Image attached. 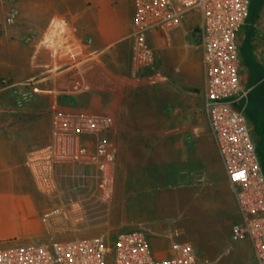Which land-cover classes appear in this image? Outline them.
I'll list each match as a JSON object with an SVG mask.
<instances>
[{"label":"rangeland","instance_id":"rangeland-1","mask_svg":"<svg viewBox=\"0 0 264 264\" xmlns=\"http://www.w3.org/2000/svg\"><path fill=\"white\" fill-rule=\"evenodd\" d=\"M30 1L33 0H0V65L8 75L0 79V87L16 109H22L38 95L33 94L27 102L18 105L19 93L36 91L33 85L41 78L31 70L30 58L53 24L63 22L76 33L74 26L67 24L69 19L48 20L42 6L37 8L36 14L31 13ZM40 1L42 5L43 0ZM125 3L129 9L125 19L132 21L133 6L129 1ZM250 7V14L239 33V72L248 82L246 89L254 85L243 101L248 105L244 114L264 172V23L260 19L264 0H251ZM96 9L95 3V18ZM12 15V23L6 24L5 20ZM100 16L101 21L95 20V53L101 49V54L105 55L104 60L98 56L103 80L112 77L116 85L129 82L147 85L133 79L130 72L131 81L127 78L126 82L110 73L114 62L110 52L115 47L112 43L124 36L128 40L130 32L121 36L125 31L122 26L109 27L107 10L105 14L101 11ZM199 24L197 15H188L175 30L193 55L195 76L191 101L179 111L178 119L171 122L170 117L165 116L161 122L148 111L145 125H132L128 130L136 138L143 132L145 139L142 142L118 138L113 126L106 139L115 149V162L110 166L62 168L57 173L59 195L55 198L43 195L29 172L32 193L39 202L37 215L30 216V220H38V223L26 219L24 226L20 219L30 207L21 208L22 217L17 216L15 226L17 234L21 235L0 239V248L95 237L111 242L119 232L132 230L147 232L152 248L155 244L165 247L171 241V233L176 231V240L188 242L197 258L210 264H256L247 238L237 242L230 239L231 228L239 222V216L227 189L219 188L214 180L218 172L217 152L203 109ZM126 40L121 46L122 61L130 55ZM155 46L151 43V47ZM168 49H154L156 61H162V54ZM154 69L157 70L156 62ZM80 99L77 104L64 101L60 105L112 112L107 108V98L105 104L95 109L86 106L91 104L87 94ZM163 103L165 106V101ZM89 148L92 150V143ZM210 172L212 175L209 176ZM24 193L22 188L2 185L0 203L5 198H17ZM1 219L0 216V222L5 221V218ZM106 264H113L112 260H107Z\"/></svg>","mask_w":264,"mask_h":264},{"label":"built area","instance_id":"built-area-1","mask_svg":"<svg viewBox=\"0 0 264 264\" xmlns=\"http://www.w3.org/2000/svg\"><path fill=\"white\" fill-rule=\"evenodd\" d=\"M132 6L130 76L149 86L166 81L154 69L156 57L149 36L169 41L188 15L198 16L203 109L239 216L230 239L247 238L256 264H264V172L244 114L248 105L243 102L254 85L246 89L239 72V33L250 14L251 0H132ZM260 19L264 23V7ZM12 20L13 15L5 22L11 24ZM98 56L87 40L58 21L33 51L30 68L47 82L48 88L42 91L46 94L66 92L74 84L90 89L95 78H102ZM262 67L264 70V51ZM39 93H19L18 105ZM50 116L48 143L31 152L25 165L37 189L55 198L59 195L57 173L62 168L110 166L115 162V149L106 139L113 127L108 112L54 105ZM170 236L167 254L162 257L154 253L147 232L132 230L119 232L111 242L95 237L3 246L0 264H106L107 260L113 264H210L197 258L188 242L176 240L178 232Z\"/></svg>","mask_w":264,"mask_h":264},{"label":"crops","instance_id":"crops-1","mask_svg":"<svg viewBox=\"0 0 264 264\" xmlns=\"http://www.w3.org/2000/svg\"><path fill=\"white\" fill-rule=\"evenodd\" d=\"M127 1L130 2V5L132 4V0H43L41 5L40 0H33L30 1V11L36 14L37 8L41 9L43 7L47 19L51 22L69 19L67 24L74 26L75 35L87 40L91 51L95 53V20L97 22L101 21V11L103 14L106 10L108 11L107 24L109 27L120 25L124 28L125 31L121 36L131 32V21L129 18L125 19L127 10L129 13L125 3ZM95 3L97 7L96 18ZM126 39L127 36L119 37L118 40L112 43L115 47L110 52L114 56L112 58L114 62L112 61V69L108 68L113 76L119 77L122 81L123 79H129L128 73L130 72L129 57L126 56L125 61L120 58L122 42ZM161 39L165 40L159 35L149 36L150 45L151 43L156 45L154 48L152 47L153 49L170 48L162 54V61H156L157 71L164 75L166 81L152 86L154 88L144 84H131V82L116 85L115 79L113 80L112 77H108L106 81L100 77L93 81L91 86L93 89H85L79 84H74L66 92L56 95L42 92L46 91L48 84L44 79H39L35 81L33 86L40 93L37 96L35 95L34 100L30 101L28 105L22 109H16L14 103L10 101L9 97L6 96L7 94L5 95L0 87V186L6 184L22 188L25 191L22 196L5 198L1 201L0 216L2 219L5 218V221L1 219L2 222H0V239L21 235L20 233L17 234L15 228L18 221L17 216L22 217L20 215L21 208L27 205L30 207L29 212L20 219L24 226H26V219L30 220V216L37 215L39 202L32 193V182L25 162L31 152L48 143L51 132L50 110L54 105H60L64 101L77 104L81 101L80 97L86 94L91 100V104L86 105L88 107L100 108L107 102V108L112 110L110 115L113 119V126H115L118 133V138L122 137L129 141H144L143 132H140L136 138L134 135L129 134L128 130L132 125L140 127L145 125L148 111L153 112V117L159 118L161 122H163L165 116L170 117L171 122L178 119L179 111L183 110L191 101L190 96L194 88L193 80L195 79L191 59L193 55L185 46L178 31L171 34L169 41L165 40L167 43H160ZM126 42L129 49V40H126ZM96 51L104 60L105 55L101 54L102 50L98 49ZM118 57L119 60L116 59ZM199 61L204 88L202 50ZM2 66L1 64L0 79L8 76L4 73ZM241 77L243 82L247 84L248 82L243 79V75ZM129 81L131 80L129 79ZM41 82L44 83L39 85ZM106 98L107 101L105 102ZM163 101L166 103L165 106ZM216 158L218 172L215 174L214 180L219 184V188L225 187L227 189L234 203L218 153ZM210 175H212L211 172ZM30 221L38 223V220ZM168 246L159 247L155 244L152 249L157 256L162 257L166 256Z\"/></svg>","mask_w":264,"mask_h":264},{"label":"trees","instance_id":"trees-1","mask_svg":"<svg viewBox=\"0 0 264 264\" xmlns=\"http://www.w3.org/2000/svg\"><path fill=\"white\" fill-rule=\"evenodd\" d=\"M250 9H251V7H250Z\"/></svg>","mask_w":264,"mask_h":264}]
</instances>
